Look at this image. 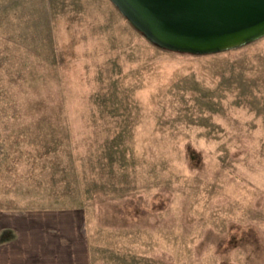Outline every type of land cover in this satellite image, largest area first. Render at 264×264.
<instances>
[{"label": "rangeland", "instance_id": "374dc122", "mask_svg": "<svg viewBox=\"0 0 264 264\" xmlns=\"http://www.w3.org/2000/svg\"><path fill=\"white\" fill-rule=\"evenodd\" d=\"M0 206L82 207L94 264H264V35L182 51L114 0H0Z\"/></svg>", "mask_w": 264, "mask_h": 264}, {"label": "water", "instance_id": "95a60500", "mask_svg": "<svg viewBox=\"0 0 264 264\" xmlns=\"http://www.w3.org/2000/svg\"><path fill=\"white\" fill-rule=\"evenodd\" d=\"M114 1L150 39L171 49L215 52L264 35V0Z\"/></svg>", "mask_w": 264, "mask_h": 264}, {"label": "crops", "instance_id": "0c3cea01", "mask_svg": "<svg viewBox=\"0 0 264 264\" xmlns=\"http://www.w3.org/2000/svg\"><path fill=\"white\" fill-rule=\"evenodd\" d=\"M0 264H94L86 211L0 206Z\"/></svg>", "mask_w": 264, "mask_h": 264}, {"label": "bare ground", "instance_id": "6f19581e", "mask_svg": "<svg viewBox=\"0 0 264 264\" xmlns=\"http://www.w3.org/2000/svg\"><path fill=\"white\" fill-rule=\"evenodd\" d=\"M132 17V16H131ZM133 19V18H132ZM133 20H135V19H133ZM136 21V20H135ZM137 22V21H136ZM138 23V22H137Z\"/></svg>", "mask_w": 264, "mask_h": 264}]
</instances>
